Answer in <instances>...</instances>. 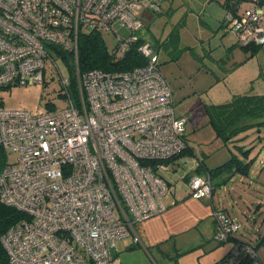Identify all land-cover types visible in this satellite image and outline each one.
Listing matches in <instances>:
<instances>
[{"label": "built area", "instance_id": "2783aa9c", "mask_svg": "<svg viewBox=\"0 0 264 264\" xmlns=\"http://www.w3.org/2000/svg\"><path fill=\"white\" fill-rule=\"evenodd\" d=\"M160 1L0 0V86L43 83L49 61L66 100L36 113L0 106V148L18 154L0 171V201L26 215L1 238L9 264H118L116 242L165 210L163 173L188 144L154 46L138 43L146 63L127 71L80 72L77 58L79 33L87 30L113 33L115 54L123 55L141 38L142 12L159 11ZM249 3L244 12L240 2L228 9L226 24L240 44L264 45V0ZM62 52L72 54L76 103L71 77L55 59ZM187 184L192 197L210 195L209 176L193 175ZM213 218L218 241L241 229L223 210ZM216 264L264 260L235 239Z\"/></svg>", "mask_w": 264, "mask_h": 264}, {"label": "rangeland", "instance_id": "374dc122", "mask_svg": "<svg viewBox=\"0 0 264 264\" xmlns=\"http://www.w3.org/2000/svg\"><path fill=\"white\" fill-rule=\"evenodd\" d=\"M161 1L160 10L149 12L153 19L142 27L139 34L158 51L159 67L170 83L175 113L185 120L184 136L193 152V155L177 158L174 173L170 169L163 175L172 180L173 186L176 182L179 185L176 190H180L185 188L180 178L194 161L201 160L214 167L224 162L231 151L239 154L237 145L249 149L248 158L253 161L248 175L235 174L220 184L219 179H214L213 202L218 207H226L236 217L241 229L235 237L251 243L264 260V244L261 242L264 237V129L260 132L249 129L240 135L243 138L224 144L207 124L205 112V105L229 100L233 89L240 93H264V45L255 51L248 48V52L234 45V36L224 25L228 5L235 8L237 0ZM239 2L242 4L239 12L250 8L249 0ZM118 32L127 34L125 28H118ZM102 37L112 51L116 36L102 32ZM187 46L190 50L186 49ZM55 59L60 74L71 76L72 69L64 59L57 55ZM58 79L59 73L48 61L43 83L0 86V106L25 109L31 113L58 110L66 104L59 91ZM214 80L216 84H213ZM69 91L76 103L75 89L69 87ZM5 157L6 163L14 162L18 154L8 150ZM199 174L204 176V171L200 170ZM134 226L137 227L138 223ZM128 241L130 239L125 238L112 248L118 264H144L145 261L148 264H213L220 252L229 247L227 240L220 243L214 239L209 226L201 225L169 242L150 247L147 255L139 252L130 255L128 252L121 256V251L128 250L121 248L120 243ZM82 264L91 262L86 260Z\"/></svg>", "mask_w": 264, "mask_h": 264}, {"label": "trees", "instance_id": "16d2710c", "mask_svg": "<svg viewBox=\"0 0 264 264\" xmlns=\"http://www.w3.org/2000/svg\"><path fill=\"white\" fill-rule=\"evenodd\" d=\"M239 1L240 0H237L236 4L239 3ZM228 9H231L229 5L227 7V10ZM143 40L145 39L142 37L139 38V41L130 45L123 55L117 56L115 54V47L112 51L106 47L101 32L95 30L82 31L78 36L77 58L79 71L85 72L91 69L127 71L134 67L141 66L146 63V58L137 50V45ZM259 46L261 45H242L246 52H248V48H250L251 51H255ZM60 54H62V59H64V61L66 60L67 65L72 69V75L70 77L71 86L73 87L72 54L63 52ZM10 85L12 84L5 85V87ZM205 112L207 124L213 130L215 136L220 138L224 144H227L231 141L243 138V136L240 135L249 129L254 128L256 132H260L264 129V93L257 94L245 92L234 94L225 102L205 105ZM185 140L187 142L186 138ZM238 151L239 154L232 152L230 156L219 165L206 167V165L201 162L199 167L195 169V173L199 174L200 170H203L204 176H209L211 180L210 192L215 188L212 183L214 179H219L218 184H220L226 183L235 174L243 176L248 175L250 165L253 161L252 158H248L250 151L242 146L238 147ZM184 155H193L189 146L171 159V163L173 164L177 158ZM5 161V150L0 148V171L6 163ZM225 212L231 218L235 219L227 211ZM23 218H26L24 213L0 201V264H9L8 253L3 246L1 238L10 226Z\"/></svg>", "mask_w": 264, "mask_h": 264}, {"label": "crops", "instance_id": "0c3cea01", "mask_svg": "<svg viewBox=\"0 0 264 264\" xmlns=\"http://www.w3.org/2000/svg\"><path fill=\"white\" fill-rule=\"evenodd\" d=\"M161 2L163 1H160V4ZM149 12L150 11H146V10L142 12L144 26L148 25V22L153 19V15H151ZM224 26L227 30H229L233 34L234 40L236 41L234 45H238L242 49L243 48L242 45L238 42L235 33L228 28L226 21H225ZM141 37L144 38L143 36ZM186 49H188V46L186 47ZM158 62H159V55H158ZM217 81L219 80L217 79ZM213 84H216V80H214ZM230 93L234 95V94H239L240 92H237V91L235 92V90L233 89L231 90ZM231 142H234V141H231ZM239 146H242V145H237V147ZM232 152L233 151H231L230 154ZM176 162H178V159H176L171 165L172 173H174L175 171L174 164ZM201 162H202L201 160L194 161L193 165H191L187 170L184 171V173L182 174L180 178L184 181L185 188L183 189L176 190V186L178 187L179 185H176V182H175V185L173 186L172 180L167 177L169 180L170 187H169L168 192L162 198L163 203L165 205V210L159 215L152 216L141 222H136L138 223V226L135 227L133 225V228L131 229L130 234L117 241V242L124 241L125 238L130 239V241L128 242L120 243L122 246L121 248L125 247L126 250H128V251H121L120 252L121 256L123 257L126 256L125 253H128V252L130 255L133 254L134 252H139L145 255L146 253L150 252L151 250L150 247H155L156 245L161 244V243L163 244V242H169L171 239L176 238L177 235L184 234L188 232L189 230H191L192 228L199 227L200 225L204 227L209 226L211 230H213V233H214L213 212L215 210H218V209L225 210L232 217H234V215H232V213L226 207L224 206L218 207L213 202V191L215 188L212 189V191L210 192L211 195L209 196L195 198L190 195V189L187 183H188L189 177L193 175L201 176V174L195 173V169L199 167V164ZM203 163L205 164V162ZM205 165L206 167H210L207 164ZM164 198H165V201H164ZM234 218L236 219V217ZM135 236L138 237L137 242L134 241ZM235 239H239V238L234 236L233 238L227 240L229 242V247L226 249H223V252H220L218 258L213 262V264H216L218 261H220L222 258H224L229 253L231 247L233 246ZM221 242L223 241H220V243ZM135 246H140V247H135ZM114 256L115 255H113V257ZM114 258L118 260V257L117 258L114 257ZM144 264H148L147 261H145ZM154 264H157V263H154Z\"/></svg>", "mask_w": 264, "mask_h": 264}]
</instances>
